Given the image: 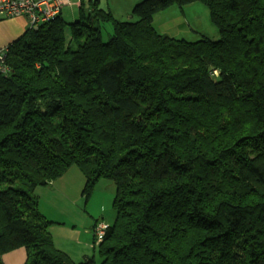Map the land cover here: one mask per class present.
Returning a JSON list of instances; mask_svg holds the SVG:
<instances>
[{"label": "trees", "instance_id": "1", "mask_svg": "<svg viewBox=\"0 0 264 264\" xmlns=\"http://www.w3.org/2000/svg\"><path fill=\"white\" fill-rule=\"evenodd\" d=\"M194 3L219 40L158 32L159 12ZM99 7L5 52L0 264L21 248L26 264H264V0H143L127 22ZM74 166L87 201L116 186L99 260L55 247L35 193Z\"/></svg>", "mask_w": 264, "mask_h": 264}, {"label": "rangeland", "instance_id": "2", "mask_svg": "<svg viewBox=\"0 0 264 264\" xmlns=\"http://www.w3.org/2000/svg\"><path fill=\"white\" fill-rule=\"evenodd\" d=\"M68 1L69 7L77 0ZM84 1L86 8L89 7L90 3H93V0ZM142 1L143 0H101L99 8L108 10L121 21H134L135 19L131 17L130 12H132L131 10L136 4ZM76 11L79 12V8H76ZM65 17L69 20L68 16ZM154 23L158 32L177 39H185L190 42H196L202 37H207L212 40L220 39V33L211 22L208 8L202 3H194L183 8L174 6L161 11L155 16ZM103 27L104 41H109L113 33L112 26L110 24H104ZM3 51L6 50H2L0 53ZM85 184L86 178L84 177L82 171L77 166H74L70 168L63 177L50 184L56 190L46 192V190L53 188L49 187V185L40 186L37 188L36 193L43 196L45 200L51 202H53L55 194H57V197L60 195L65 196L69 203L77 199L75 202L77 208L62 210L63 212L60 211L61 213H66L70 216V219L66 218V223H64L63 226L66 231L77 226L76 228H78L81 232L83 231V228H91V226H95L90 231L92 236L91 238L93 239L94 237L90 251L92 253L91 255L95 256L99 260V250L97 247L101 242L96 243V232L100 233L103 231L104 226L108 225L106 222L112 224L115 222L116 212L114 210L113 203L116 194V186L110 180L102 178L97 183L94 192L91 194V198L87 201V198L84 195ZM90 213H93L95 220L105 218L106 222L99 221L95 225V222L93 224L92 221L88 220L84 222L85 225L83 226V223L81 224L80 222L84 221L85 218L91 219ZM74 241L75 243L78 242L76 239H74ZM69 243V241L62 242V244L65 245H68ZM73 253L72 256L76 259L75 252Z\"/></svg>", "mask_w": 264, "mask_h": 264}, {"label": "crops", "instance_id": "3", "mask_svg": "<svg viewBox=\"0 0 264 264\" xmlns=\"http://www.w3.org/2000/svg\"><path fill=\"white\" fill-rule=\"evenodd\" d=\"M91 4L92 3H90V5ZM80 7H81V0L79 1L77 0L71 6L69 7L67 6L63 10L62 16L66 20L67 18L65 16H68L69 17L68 21L71 22L75 21L76 19H78L80 15V13L76 11V8L80 9ZM28 29H29V23L26 18H10V19L0 20V51L7 50L8 47L11 44H13L16 40H18L20 37H22L28 31ZM49 187L53 188L52 185H49ZM51 190H56V189L55 188L48 189L46 190V192H49ZM36 191L37 189L35 190V193ZM56 195L57 194H55L54 196L53 202L45 200L43 196L38 195L40 198V211L48 220L53 222L52 226L50 227V234L52 235L55 247L58 250L69 255L75 262L78 263L84 262L88 258L93 257L91 255L92 253L90 251V247H92V241H94V237L93 239L91 238L92 236L90 234V231L95 226H91V228H83L82 232L79 231L78 228H76L77 226L72 227L71 229L66 231L63 225L64 223H66L65 221L66 218L70 219L69 218L70 216H68L66 213L63 214L61 212H63L62 210L77 208L75 205L77 199L69 203L65 196L60 195L57 197ZM90 218L91 219L85 218L84 221L80 223L81 224L83 223L84 226L85 225L84 222L88 220L92 221L93 224L95 222V225L99 221L106 222L105 218H100L99 220H95L93 213H90ZM106 223L108 225H112V223L109 222ZM74 239H76L78 242L75 243ZM65 241H69L70 243L68 245L62 244V242ZM58 242L60 245L58 244ZM72 251L75 252L76 259L73 258L74 256H72L73 253ZM27 261H28V255L25 248L18 249L3 256L4 264H26Z\"/></svg>", "mask_w": 264, "mask_h": 264}, {"label": "built area", "instance_id": "4", "mask_svg": "<svg viewBox=\"0 0 264 264\" xmlns=\"http://www.w3.org/2000/svg\"><path fill=\"white\" fill-rule=\"evenodd\" d=\"M69 5L68 0H0V17L26 18L29 28L38 29L60 17ZM5 52L0 53V72L7 73L9 68L5 64ZM109 225L103 231L96 232V241L101 242ZM95 235V236H96Z\"/></svg>", "mask_w": 264, "mask_h": 264}, {"label": "bare ground", "instance_id": "5", "mask_svg": "<svg viewBox=\"0 0 264 264\" xmlns=\"http://www.w3.org/2000/svg\"><path fill=\"white\" fill-rule=\"evenodd\" d=\"M105 234H106V232H105Z\"/></svg>", "mask_w": 264, "mask_h": 264}]
</instances>
